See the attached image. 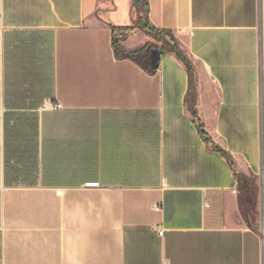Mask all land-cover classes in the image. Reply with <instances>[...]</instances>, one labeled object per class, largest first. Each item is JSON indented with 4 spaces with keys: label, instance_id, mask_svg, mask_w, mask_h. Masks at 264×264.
<instances>
[{
    "label": "crops",
    "instance_id": "crops-1",
    "mask_svg": "<svg viewBox=\"0 0 264 264\" xmlns=\"http://www.w3.org/2000/svg\"><path fill=\"white\" fill-rule=\"evenodd\" d=\"M146 1L152 71L132 0H0V264H264V0Z\"/></svg>",
    "mask_w": 264,
    "mask_h": 264
},
{
    "label": "trees",
    "instance_id": "trees-1",
    "mask_svg": "<svg viewBox=\"0 0 264 264\" xmlns=\"http://www.w3.org/2000/svg\"><path fill=\"white\" fill-rule=\"evenodd\" d=\"M132 8H133V23L132 25L125 26V27H117L112 25L111 29L114 34L119 35L120 38L125 37L134 26H137L141 30H143L148 35L152 36L155 40L161 41L160 51L162 53L167 52L169 50L175 51L176 54L180 56L179 50L175 45V39L171 32L167 29H159L153 26L148 21L147 16V1L146 0H132ZM169 37V40L166 38ZM118 37V38H119ZM172 42V43H171ZM112 45L116 54L120 51V45L118 43V39L112 40ZM149 47L150 43H146L145 46L142 48L135 50V51H125V56L141 60L142 58L148 59L149 58ZM150 71L152 68L148 65Z\"/></svg>",
    "mask_w": 264,
    "mask_h": 264
},
{
    "label": "water",
    "instance_id": "water-1",
    "mask_svg": "<svg viewBox=\"0 0 264 264\" xmlns=\"http://www.w3.org/2000/svg\"><path fill=\"white\" fill-rule=\"evenodd\" d=\"M160 57V50L158 47L156 46H151L149 48V65L151 68L156 69L157 65H158V60Z\"/></svg>",
    "mask_w": 264,
    "mask_h": 264
},
{
    "label": "built area",
    "instance_id": "built-area-1",
    "mask_svg": "<svg viewBox=\"0 0 264 264\" xmlns=\"http://www.w3.org/2000/svg\"><path fill=\"white\" fill-rule=\"evenodd\" d=\"M57 105H60V103H56ZM207 204V203H206ZM154 209L159 210L160 207L158 205H154ZM158 234H162L163 229L161 227H157Z\"/></svg>",
    "mask_w": 264,
    "mask_h": 264
},
{
    "label": "rangeland",
    "instance_id": "rangeland-1",
    "mask_svg": "<svg viewBox=\"0 0 264 264\" xmlns=\"http://www.w3.org/2000/svg\"><path fill=\"white\" fill-rule=\"evenodd\" d=\"M150 45H156V46H158L159 43H157V42H152V43H150Z\"/></svg>",
    "mask_w": 264,
    "mask_h": 264
}]
</instances>
